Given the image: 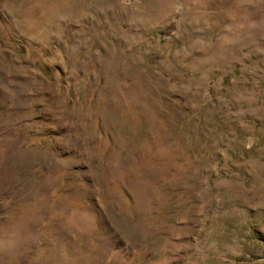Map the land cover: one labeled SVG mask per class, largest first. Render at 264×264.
Instances as JSON below:
<instances>
[{
    "label": "rangeland",
    "instance_id": "374dc122",
    "mask_svg": "<svg viewBox=\"0 0 264 264\" xmlns=\"http://www.w3.org/2000/svg\"><path fill=\"white\" fill-rule=\"evenodd\" d=\"M0 264H264V0H0Z\"/></svg>",
    "mask_w": 264,
    "mask_h": 264
}]
</instances>
